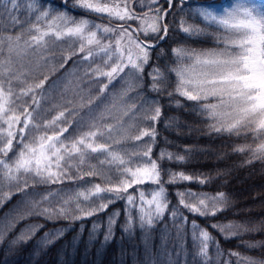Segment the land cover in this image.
Instances as JSON below:
<instances>
[{"label": "snow or ice", "instance_id": "obj_1", "mask_svg": "<svg viewBox=\"0 0 264 264\" xmlns=\"http://www.w3.org/2000/svg\"><path fill=\"white\" fill-rule=\"evenodd\" d=\"M133 2L140 5L143 15L131 6ZM188 3L189 0H163V4L161 0H76L78 10L110 22L100 24L63 12L53 16L49 10L51 0H28L26 7L32 15L22 20L18 0H0V20L10 22L0 24V206L10 201L12 195L21 196L14 216L7 224H0V242L19 222L29 218H90L117 201L125 204V231L132 228L134 212L141 229H151L166 212L177 234L190 228L191 240L197 247L195 255L202 258L201 264H209L210 245L219 251V242L209 228L224 239L260 231V227L249 224L210 223L201 227L197 217L207 220L225 210L224 193L209 196L177 191L178 204L170 208L168 185H203L206 181L171 171L164 181L158 160L184 163L185 157L162 150L158 160L152 159L157 136L154 125L162 116L159 101L148 99L138 108L124 107V98L143 86L145 67L150 65L152 50L157 46L152 41L167 38V17L177 7L184 13ZM191 14L205 27L187 24L181 17L178 30L188 39L214 36L219 47L206 51L173 49L177 62V67L171 69L177 77L175 89L166 90L164 73L154 67L147 73L149 90L166 94L169 99L178 95L195 102L196 112L207 123L209 134L237 138L250 134L260 142L234 146L233 151L250 153L248 163L264 160V9L241 3L230 10L225 7L223 14L218 15L211 4L200 3L191 8ZM213 26L215 33L208 31ZM73 57H79L74 63L83 69L79 78L61 94L59 102L44 107L50 99L45 89L50 75L64 68ZM69 75L75 77L77 72ZM117 80H122L126 87L112 93L109 104L101 108L96 101L103 103L102 98ZM85 83L87 91L81 86ZM93 84H100L96 89L98 95L92 93ZM68 91L72 92L71 98ZM175 103L180 107L179 101ZM83 108H87V113L80 116L79 110ZM53 112L55 115L49 116ZM139 121L150 123L140 128ZM133 129L137 134H131ZM129 141H143L144 146L129 154L122 147ZM85 176L102 177L108 186L97 183L73 195L51 190L52 185L82 180ZM145 184L156 187L151 192L142 188L135 194L129 191ZM39 186L50 190L29 193L30 188ZM185 211L193 217L191 221ZM120 215L114 212L107 218L105 241L112 236ZM39 227L42 226L29 229L30 233L34 234ZM225 232L231 235H224ZM18 241H24L23 233L12 243ZM228 256L237 257L236 264H264V260L240 257L236 252H229ZM223 264L233 262L227 260Z\"/></svg>", "mask_w": 264, "mask_h": 264}, {"label": "trees", "instance_id": "obj_2", "mask_svg": "<svg viewBox=\"0 0 264 264\" xmlns=\"http://www.w3.org/2000/svg\"><path fill=\"white\" fill-rule=\"evenodd\" d=\"M229 1L226 0V3L228 4ZM18 2L21 19L27 20L32 15L24 9L28 0H18ZM134 3L131 5L136 8ZM161 3L163 4V0ZM57 4L58 0H51L49 9L51 15L58 10ZM189 5L188 3L185 6L184 13H180L177 7L173 14L167 17L168 36L152 50L150 65L145 67L143 86L128 95L134 96L139 104L144 100L152 99L159 101L161 105L162 116L154 125L157 136L152 159L158 160V154L162 150L185 157L184 163L158 160L163 180H168V172L171 171L184 172L196 179L206 181L203 185L188 182L168 185L166 192L169 207L178 204V198L175 195L177 191L189 190L209 196L224 193L227 200L225 210L215 218L202 220L197 217L201 227H206L210 223L249 224L260 227L259 232H242L236 238L229 239L221 238L220 233L213 232L209 228L208 230L219 242V251L216 247L211 245L209 247V264H223L227 260L236 264L237 257H229V252H236L240 257L261 261L264 260V160L248 163L250 153L233 151L234 146L255 145L257 142L244 135L237 138L236 136L209 134L207 123L196 112L195 102L186 101L178 95L169 99L166 94L161 95L149 90L150 82L147 73L151 72L154 67L164 73L166 90L169 92L174 90V73L170 69L173 47L180 45L183 48H208L215 45L214 36L188 39L185 34L179 32L177 21L181 17L185 18L187 24L200 23L197 19L191 22V15L186 11ZM9 23L7 19L0 20V24L9 25ZM133 25L136 26L135 23ZM200 25L205 27L203 23ZM208 31L215 33L214 27H210ZM78 59L79 57H73L64 68L50 75L48 83L45 84L50 99L43 104L44 107L59 102L61 94L64 93L51 90L54 81L61 79L69 72L76 71L79 75L83 71L74 63ZM99 86L100 84L91 86L93 95H98L96 89ZM124 87H126L124 82L117 80L115 86L111 87L110 92L106 94V97L108 94L110 97L102 98L103 103L97 100L96 104H99L101 108L102 105L103 107L108 105L112 99V93H118ZM176 101L180 102V107L176 106ZM84 109L79 110L80 116L86 114L87 111ZM50 115H55V112L49 113ZM149 123L140 121L139 127H148ZM69 132H72V129H69ZM131 134H137L135 129ZM143 146V141H129L122 147H125L130 154ZM186 149L188 151H185ZM83 171H87V168ZM97 183L102 187L108 186L102 177L85 176L82 180H66L63 184L52 185L51 190H63L64 194L73 195L75 192L92 188ZM155 187V185L145 184L129 191L135 194L137 189L142 188L146 192H151ZM49 190L47 187L39 186L35 189L30 188L28 191L43 194ZM7 192L8 189H5V193ZM20 201V195H12L10 201L0 206V224L8 223V220L14 216ZM124 209V202L117 201L112 203L105 212L90 218L48 220L43 217H32L21 221L0 242V264H201L202 258L195 255L197 247L191 240V229L187 228L183 234H177L168 212L161 221L154 222L151 229H141L137 214L134 212L132 228L125 231L127 224ZM114 212H120L121 215L113 227L112 236L105 241L107 218ZM184 214L188 215L186 211ZM188 219L191 221L193 217L188 215ZM34 226L42 227L31 234L29 229ZM22 233L24 241L13 244L12 241L20 237ZM49 233H63V235L46 236ZM224 235H231V233L225 232ZM250 245L256 247H249Z\"/></svg>", "mask_w": 264, "mask_h": 264}, {"label": "rangeland", "instance_id": "obj_3", "mask_svg": "<svg viewBox=\"0 0 264 264\" xmlns=\"http://www.w3.org/2000/svg\"><path fill=\"white\" fill-rule=\"evenodd\" d=\"M241 3H243V4H246V5H251V4H256L257 6H260L262 9H264V1H262V0H230L229 1V3L227 4L226 3V0H212L211 1V3H206V4H211L212 6H213V11H214V13H216V14H223V9L225 8V7H227L229 10L232 8V7H234L235 5H237V4H241ZM70 5L72 6V7H75L76 8V0H72L71 1V3H70ZM134 6H136V8H134V9H136L137 10V12H138V14L139 15H143V12H141L140 11V5L139 4H137V3H134L133 4ZM198 4L197 3H191L190 5H189V7H187L188 9L186 10L187 11V13H189L190 15H191V22H192V20H195L194 18H192V14H191V8H194V7H196ZM25 9V11H27L28 13H30L29 11H28V9H27V7L26 8H24ZM186 9V8H185ZM61 12H63V13H65L66 15H68V16H74V18L75 19H81V18H85V17H87V18H89L91 21H94L95 23H100V24H109L108 22H103V21H101V20H99V19H96V18H92V17H90V16H87V15H84V14H75V13H73L72 11H70V10H68V9H66V8H58V10L57 11H55V13H53L52 15L53 16H56V15H59ZM91 14V13H90ZM93 15V14H92ZM200 23L199 24H192V23H190V25H193V26H195V27H199V28H204V27H202V25H200L202 22L200 21V19H198V18H196ZM203 25H204V23H203ZM136 27V26H135ZM177 27H178V29H179V25H177ZM214 27V31L216 32V28H215V26H213ZM179 32H181L180 30H179ZM182 33V32H181ZM155 40H153L152 42H154ZM217 47H219V45H217L216 43H215V45L214 46H212V47H208V48H187V49H194V50H197V51H206V50H212V49H214V48H217ZM175 48H180V45L179 46H175V47H173L172 48V50H171V61H172V64H171V66H170V69H173V68H175V67H177V62H176V58H175V56H174V53H173V49H175ZM73 72V71H72ZM69 73H71V72H69ZM69 73H67V74H65V75H63L62 77H61V79H59V80H56V81H54L53 82V84H52V91L53 90H55L56 92H58V93H60V92H64L65 93V90L66 89H70L71 87H72V83L71 82H74L76 79H78L79 78V75H76L75 77L74 76H70L69 75ZM176 84H177V77L175 76V74H174V89H175V87H176ZM83 88H84V90L85 91H87L88 90V85L85 83V84H82L81 85ZM123 89V88H122ZM67 96H69L68 98H71L72 97V92L71 91H68L67 93ZM110 97V94H108V96L106 97V98H109ZM60 99V98H59ZM126 99H128V100H126ZM125 101H126V103L124 104V107L125 108H131L133 105H135V106H137V108L139 107V103H137L138 101H136L135 100V98H134V96L133 97H131L130 95H128V97H125ZM214 102V101H213ZM105 106V105H104ZM102 107H103V105H102ZM85 111H87V108H85L84 109ZM84 111V112H85ZM87 113V112H86ZM125 120H127V118L125 117ZM139 123H140V121H139ZM248 136V138L250 139V140H253V138H252V136L249 134V135H247ZM256 142H257V144L260 142L259 140H256Z\"/></svg>", "mask_w": 264, "mask_h": 264}, {"label": "flooded vegetation", "instance_id": "obj_4", "mask_svg": "<svg viewBox=\"0 0 264 264\" xmlns=\"http://www.w3.org/2000/svg\"><path fill=\"white\" fill-rule=\"evenodd\" d=\"M69 2L71 3V0H70ZM69 2H68V3H66V4H64V6L68 5V4H69ZM66 8H67V6H66Z\"/></svg>", "mask_w": 264, "mask_h": 264}, {"label": "water", "instance_id": "obj_5", "mask_svg": "<svg viewBox=\"0 0 264 264\" xmlns=\"http://www.w3.org/2000/svg\"><path fill=\"white\" fill-rule=\"evenodd\" d=\"M63 2H65V0H63Z\"/></svg>", "mask_w": 264, "mask_h": 264}]
</instances>
